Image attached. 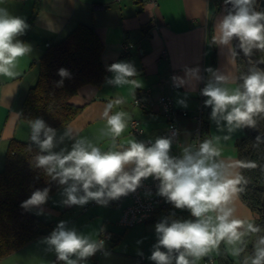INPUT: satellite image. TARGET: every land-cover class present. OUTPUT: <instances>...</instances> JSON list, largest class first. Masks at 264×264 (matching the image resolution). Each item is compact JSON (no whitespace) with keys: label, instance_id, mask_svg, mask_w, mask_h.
<instances>
[{"label":"crops","instance_id":"crops-1","mask_svg":"<svg viewBox=\"0 0 264 264\" xmlns=\"http://www.w3.org/2000/svg\"><path fill=\"white\" fill-rule=\"evenodd\" d=\"M0 8L25 21L28 28L19 39L31 47L29 54L18 59L12 68V75L0 73V171L4 169L9 143L13 139L22 142L30 140L29 123L21 119L20 113L29 90L38 82L40 61L48 49L47 44L63 40L79 24H86L94 27L103 42L102 61L105 69L120 62L134 65L136 75L130 79L136 81L139 87L131 84L117 87L111 85L108 80L113 77V73L107 70L108 78L101 86L81 88L72 102L83 107V111L69 126L57 131L55 151L71 150L78 138L88 139L102 151L109 150L113 140L106 134L108 126L104 117L109 104L112 105L110 114L118 111L126 114L127 127L115 141L117 150L127 147L132 140H156L167 127L162 106L156 104L153 110L144 111L133 104L137 96L142 95L145 99V91L152 89L155 99L169 96L178 110L189 113L188 117L178 119L181 132L178 151L181 154L186 148L192 149L198 115L205 106L208 121L206 140L220 137L219 141L214 140L220 153L216 159L229 166L234 176L239 175L236 144L244 137L245 131L240 128L228 133L223 121L219 125L213 121L212 109L205 105L207 97L202 95L205 86L209 82L215 83L217 76L226 77L222 86L230 89L238 86V54L233 41L223 45L214 39L216 25L227 15L226 3L222 4L219 11L216 0H157V5L137 4L130 0L122 3L112 0H0ZM126 43L133 45L127 54L123 52ZM164 52L167 57L163 56ZM131 120L140 121L144 130L141 136L130 134ZM220 128L224 130L220 131ZM66 130L68 136L64 135ZM224 136H230V139L225 140ZM64 187L50 198L48 206L33 209L44 223L51 224L46 230L47 234L2 259L0 264H51L56 254L45 243V238L50 236L60 222H66L67 228H71L80 218H86L90 224L97 220V224L88 231L95 241L99 239L101 231H106L104 229L110 231V227H120L118 221L124 205H97L103 207L94 209L91 218L77 216L68 221L62 213L63 200L66 199L63 195ZM234 207L237 219L245 225L251 223L254 226L259 216L241 201L238 193ZM90 209L84 211L83 208V213ZM155 222L161 221L144 222L136 227H142L145 237L158 240ZM110 232L113 241L107 244L103 254L108 249L112 252L108 257L115 259L118 253L110 250H114L121 239ZM248 235L243 238L244 242ZM231 247L221 242L206 256L214 258L215 264H241L237 260L239 256L233 257L231 254ZM103 254L88 259L89 263L84 261L81 264H110L107 258L103 261L98 259ZM245 258H249L250 264L249 253L245 254L244 261ZM148 259V263L144 259L140 264H154L149 256ZM196 264H204V256L196 260Z\"/></svg>","mask_w":264,"mask_h":264},{"label":"clouds","instance_id":"clouds-1","mask_svg":"<svg viewBox=\"0 0 264 264\" xmlns=\"http://www.w3.org/2000/svg\"><path fill=\"white\" fill-rule=\"evenodd\" d=\"M225 2L231 4L232 9L216 25L214 39L223 45L238 39L246 55H251L254 49L264 52V12L254 9L256 0ZM27 28L23 19L0 8V73L12 75L18 59L31 52V47L19 39ZM107 70L113 73L108 80L111 85L139 87L130 79L136 75L134 65L120 62ZM58 75L69 77L65 69H60ZM225 82L226 77L217 76L215 83L209 82L202 90V95L207 97L205 105L212 109L211 119L218 125L223 121L228 133L254 127V115L264 112V70L251 69L242 84L234 89L222 86ZM62 84L63 79L57 82V86ZM111 108L109 104L104 112L106 134L113 140L107 151L86 138H78L71 150L57 152L54 150L56 130L42 118L29 121L30 139L39 148V154L34 157L35 167L65 186L63 204L83 206L95 201L106 205L135 192L145 179L154 178L159 181V196L176 209L189 210L195 218L164 219L156 224L158 243L150 257L154 264H196V260L221 242L232 246L231 254L239 256L243 251L240 247L243 238L260 229L251 223L245 225L235 217L234 201L236 194L243 190L238 187L242 178L234 176L229 166L216 159L220 153L214 140L219 141L220 137L205 140L196 151L186 148L180 157L170 155L172 141L168 138H157L150 146L132 140L127 147L117 150L115 141L127 127L126 114L123 111L110 114ZM64 135H69L68 130ZM223 138L227 140L230 136ZM48 196L47 188L36 190L21 207L25 210L40 208L47 203ZM45 243L63 264H81L104 247L103 240L95 241L69 229L66 222H60L45 238ZM244 264H249V258H245ZM250 264H264V236L257 239Z\"/></svg>","mask_w":264,"mask_h":264},{"label":"trees","instance_id":"trees-1","mask_svg":"<svg viewBox=\"0 0 264 264\" xmlns=\"http://www.w3.org/2000/svg\"><path fill=\"white\" fill-rule=\"evenodd\" d=\"M260 1L256 0L254 5L258 12ZM216 2L219 11L226 3L225 0ZM103 51L101 38L94 27L86 24H79L66 38L51 44L41 58L39 79L28 92L20 113L21 119L29 123L42 118L56 132L69 126L83 111V107L72 102L79 90L89 85L101 86L108 78L102 61ZM253 52L256 53V49ZM257 55L264 60L262 51ZM238 66L240 85L249 72L239 55ZM60 69L67 70L69 77H60ZM62 79L63 84L57 86ZM202 112L201 140L204 142L208 133L205 106ZM253 119L255 126L243 127L245 135L236 144L240 165L238 176L242 178L238 187L243 189L238 194L241 201L260 216L254 224L260 231L249 233L243 243L239 256L241 264H244L246 253L253 256L255 238L264 236V112L254 115ZM37 154L39 148L31 139L28 142L13 139L9 143L4 169L0 171V261L47 234L46 230L51 227L34 213V208L25 210L21 207L33 192L45 188L49 190V196L42 206H48L50 198L63 187L35 167L34 157ZM180 213L183 215L181 220L193 218L189 210Z\"/></svg>","mask_w":264,"mask_h":264},{"label":"built area","instance_id":"built-area-1","mask_svg":"<svg viewBox=\"0 0 264 264\" xmlns=\"http://www.w3.org/2000/svg\"><path fill=\"white\" fill-rule=\"evenodd\" d=\"M117 3H122L125 0H112ZM133 3H147L152 5H157V0H130ZM50 43L47 47H50ZM133 45L126 43L123 46V52L125 54L129 53ZM164 57H167V53L164 52ZM145 99L142 95L137 96L133 104L144 110H153L156 104L162 106V115L167 123L166 129L159 135L158 138H168L172 141V147L170 155L173 157H180L182 154L178 151V147L181 145L180 137L181 132L178 125V119L180 117H188L189 113L187 111L178 110L175 107L174 100L169 96H161L158 99L154 98L152 89H147L144 93ZM202 110L198 115V127L194 132L193 142L191 145V150H198L201 140L202 131ZM130 134L133 136H141L144 133L142 125L138 120H131L129 122ZM155 140H145L143 143L150 146ZM159 181L154 178H148L142 181L141 186L133 193H129L127 196H123L117 200H112L108 202L105 206H121L124 205L123 213L118 221V225L123 229H131L140 223L147 221H162L164 219L171 220H181L183 216L180 211L181 209H176L172 204L167 203L165 198L158 195ZM101 205L95 201H90L85 207L84 211H87L91 207ZM187 210V209H184ZM195 218L193 217L192 220ZM104 241V247L101 251H98L94 256L89 257L93 259L96 255H102L105 247L108 243L113 241V235L109 231H102L99 240ZM144 260V259H143ZM51 264H63L59 261L57 257ZM204 264H215V259L204 255Z\"/></svg>","mask_w":264,"mask_h":264},{"label":"rangeland","instance_id":"rangeland-1","mask_svg":"<svg viewBox=\"0 0 264 264\" xmlns=\"http://www.w3.org/2000/svg\"><path fill=\"white\" fill-rule=\"evenodd\" d=\"M260 52H261L260 50H256V54H260ZM263 59H264V52H263ZM253 68L258 69V67H256L255 65H252V69ZM86 205H83V206L74 205L72 208L68 210L65 209V205H64L62 208L63 216L68 221H70L71 219L77 216H86L88 218H91L92 211L94 209H99L103 207V206H97V208H92L87 213H83V208ZM95 224H97V220L93 221L90 224V222H87L86 218H80V220H77L69 229H77L79 233L90 236V233L88 234V231H90ZM104 230L107 231V229H104ZM108 230L114 232V235L117 237V239L119 238L121 239L120 242L118 243V246H116L114 250L113 249L110 250V251L118 253V256L115 259L109 258L108 254L112 252H109L107 249L105 253L103 254L104 256L98 257V259H101V261H103V259L107 258L110 264H140L141 260L143 261V259H145L144 260L145 263L149 262L148 256L151 257L152 251L154 250V246L158 243L157 238L145 237V233L141 226H138L136 228L129 229V230H125L121 227L116 226L115 229H112V227H110V229ZM92 232L93 230L91 231V233ZM257 239L258 238H255V240L253 241L254 246H255ZM145 249L147 250V252H145ZM233 257H237V256L233 255ZM239 258L240 257H237L238 261H239Z\"/></svg>","mask_w":264,"mask_h":264},{"label":"water","instance_id":"water-1","mask_svg":"<svg viewBox=\"0 0 264 264\" xmlns=\"http://www.w3.org/2000/svg\"><path fill=\"white\" fill-rule=\"evenodd\" d=\"M231 9H232V5L227 4V14ZM259 12H264V0L260 1ZM233 46H234V49L237 52V54L240 56V58L246 64V67H247V70L249 73L252 69V65H255L260 70H264V63H261L262 59L253 51H252L251 55H246L242 51V49L240 48V42L238 39L233 40ZM73 206H66L65 205V209L68 210V209L72 208ZM262 211H263V218H264V197H263V202H262Z\"/></svg>","mask_w":264,"mask_h":264}]
</instances>
